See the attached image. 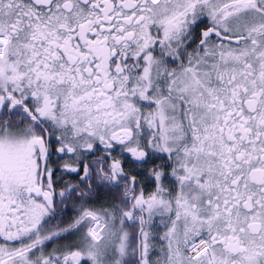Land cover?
<instances>
[{"label":"snow or ice","instance_id":"6c2138e0","mask_svg":"<svg viewBox=\"0 0 264 264\" xmlns=\"http://www.w3.org/2000/svg\"><path fill=\"white\" fill-rule=\"evenodd\" d=\"M0 264H264V0H0Z\"/></svg>","mask_w":264,"mask_h":264}]
</instances>
